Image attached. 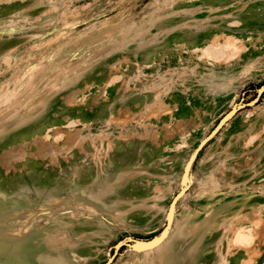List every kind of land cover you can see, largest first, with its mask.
<instances>
[{
  "label": "rangeland",
  "instance_id": "374dc122",
  "mask_svg": "<svg viewBox=\"0 0 264 264\" xmlns=\"http://www.w3.org/2000/svg\"><path fill=\"white\" fill-rule=\"evenodd\" d=\"M5 42L0 264H264V0H0Z\"/></svg>",
  "mask_w": 264,
  "mask_h": 264
},
{
  "label": "bare ground",
  "instance_id": "6f19581e",
  "mask_svg": "<svg viewBox=\"0 0 264 264\" xmlns=\"http://www.w3.org/2000/svg\"><path fill=\"white\" fill-rule=\"evenodd\" d=\"M7 1H9V0H7ZM8 3V2H7ZM5 13V12H4ZM8 42V41H7ZM7 42H5L4 44H2L1 46H0V57H3V58H8L9 59V57L13 54V52H14V50H15V48H13V47H11ZM216 45V44H215ZM198 50H200L201 51V53H203V55H204V53H205V49L203 48V46H198ZM206 55V54H205ZM204 55V56H205ZM207 57V56H206ZM5 58V59H6ZM10 60V59H9ZM0 61H1V59H0ZM5 61H8V60H5ZM11 62H12V60H10ZM9 62V61H8ZM23 84H24V82H21L20 81V83H18V82H16V83H14V87H10V88H8L7 90H11V88L13 89V90H18L19 88H20V90H22L21 89V87L23 86ZM22 85V86H21ZM19 90V91H20ZM10 97V96H9ZM49 138V137H48ZM77 142V141H76ZM109 145V144H108ZM114 149V147H113V145H109V151L110 150H113ZM225 261H227V260H225Z\"/></svg>",
  "mask_w": 264,
  "mask_h": 264
},
{
  "label": "water",
  "instance_id": "95a60500",
  "mask_svg": "<svg viewBox=\"0 0 264 264\" xmlns=\"http://www.w3.org/2000/svg\"><path fill=\"white\" fill-rule=\"evenodd\" d=\"M192 159H193V157H192ZM192 159H191V160H192ZM174 203H175V202L172 203V206H171V208H170L169 217H168L169 220H168V224H167V226H166V228H165V230H164L165 232L168 230V227H169V224H170V217H171L172 210H173V208H174Z\"/></svg>",
  "mask_w": 264,
  "mask_h": 264
}]
</instances>
